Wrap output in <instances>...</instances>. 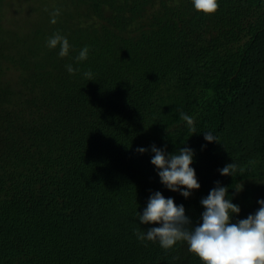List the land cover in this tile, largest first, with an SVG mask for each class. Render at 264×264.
<instances>
[{
	"label": "trees",
	"instance_id": "1",
	"mask_svg": "<svg viewBox=\"0 0 264 264\" xmlns=\"http://www.w3.org/2000/svg\"><path fill=\"white\" fill-rule=\"evenodd\" d=\"M218 3L205 15L192 0H0V264H203L184 241L136 238L160 226L139 220L155 191L185 206L189 227L216 181L241 208L232 222L259 209L264 0ZM57 33L64 58L47 47ZM153 144L194 149L190 197L136 151ZM232 162L234 178L221 175Z\"/></svg>",
	"mask_w": 264,
	"mask_h": 264
},
{
	"label": "clouds",
	"instance_id": "2",
	"mask_svg": "<svg viewBox=\"0 0 264 264\" xmlns=\"http://www.w3.org/2000/svg\"><path fill=\"white\" fill-rule=\"evenodd\" d=\"M196 11L205 15L215 14L219 9L218 0H192ZM52 24L57 23L56 17L60 10L50 13ZM47 47L59 48L58 55L64 58L69 55L70 44L66 37L59 33L49 37ZM89 49L83 48L75 57L77 62L87 59ZM70 75L79 70L71 64L65 66ZM84 76L92 79L91 71ZM180 119L185 122L189 132L197 133L194 120L186 114L182 107L178 108ZM207 142L220 143L219 138L211 131L203 132ZM154 153L151 163L156 167L160 182L169 190L179 192L185 198L191 196L194 190L201 185L198 182L196 170L191 166L195 151L191 147H180L172 153L155 144L149 148L138 147L140 154L148 151ZM221 175H231L237 172V165L232 162L218 170ZM216 187L202 198L200 203L204 208L201 214L202 222L193 225L190 217L186 215L185 206L177 205L174 198H166L162 192L155 191L148 199L143 213L139 214L142 224H159L150 227L146 233L139 229L134 230L136 238L141 241H159L160 246L167 251L178 241L188 245V251L195 254L203 264H264V199L258 201L261 205L254 214L245 219L232 222L233 214H239L241 208L226 198L229 193L227 186L216 181ZM236 189V188H235ZM241 189H236L237 192Z\"/></svg>",
	"mask_w": 264,
	"mask_h": 264
}]
</instances>
